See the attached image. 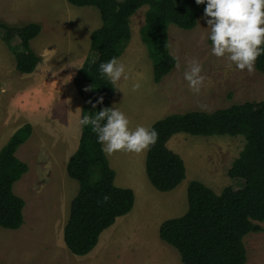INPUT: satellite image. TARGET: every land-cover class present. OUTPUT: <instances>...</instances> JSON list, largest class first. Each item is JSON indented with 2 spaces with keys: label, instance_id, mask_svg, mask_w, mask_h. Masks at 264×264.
I'll use <instances>...</instances> for the list:
<instances>
[{
  "label": "rangeland",
  "instance_id": "obj_1",
  "mask_svg": "<svg viewBox=\"0 0 264 264\" xmlns=\"http://www.w3.org/2000/svg\"><path fill=\"white\" fill-rule=\"evenodd\" d=\"M147 7L141 6L130 17V38L118 57L128 79L119 82L121 89L115 88L110 100L111 106L128 117L130 127L149 128L171 113L212 112L233 103L264 100L263 73L255 67L252 73L229 67L226 57L211 55L204 15L190 30L168 25V47L175 65L155 83L152 60L139 34ZM0 19L12 25H41L39 34L30 41L41 60L29 74L15 68L13 51L21 49L19 39L10 41L11 50L1 39L0 30V149L24 123L32 126L29 137L15 151L28 165L12 186L24 203L23 222L17 229L0 227V251H5L7 258L0 254V264H43L42 256L45 264H182L177 250L159 238L158 227L163 220L186 211V188L191 180L202 182L217 194L226 186L241 187L242 181L231 179L228 169L243 148V136L173 134L166 145L182 158L185 177L169 191H159L149 183L144 169L146 150L105 154L115 172L113 184L132 189L133 206L100 234L88 255H72L63 242L62 230L78 183L66 174L65 167L49 163L47 149L55 127L49 124L61 117L65 97L75 94L72 80L86 57L96 56L89 36L100 26V16L92 6H75L67 0H0ZM192 60L202 65L204 81L199 93L192 92L183 78ZM134 83L139 88L133 90ZM75 96L82 105V97ZM94 169L96 179L98 168ZM254 223L261 230L244 235V264H264V222ZM9 251L14 255L11 260ZM28 256L41 257L33 261Z\"/></svg>",
  "mask_w": 264,
  "mask_h": 264
},
{
  "label": "trees",
  "instance_id": "obj_2",
  "mask_svg": "<svg viewBox=\"0 0 264 264\" xmlns=\"http://www.w3.org/2000/svg\"><path fill=\"white\" fill-rule=\"evenodd\" d=\"M67 1L96 8L101 20L89 36L90 49L96 56L86 57L73 78L83 99L80 114L111 106L115 88L101 79L98 67L101 62L119 57L130 38V17L137 9L148 6L139 34L152 60L153 81L158 83L175 65L168 47V25L190 30L205 7L195 0ZM0 30L9 49L10 41L19 39L21 49L13 51L16 70L32 73L41 57L30 47V41L39 34L41 25H12L0 19ZM254 67L264 74V54L257 56ZM99 96H103V101L92 109L89 101L95 102ZM149 128L155 129L157 139L146 149L144 169L149 183L159 191L172 190L185 177L182 158L166 145L173 134L243 136V148L228 169L231 179L242 181L241 187L226 186L217 194L202 182L191 180L186 188V211L179 217L163 220L158 236L177 250L182 264H244L246 249L242 239L248 232L261 230L255 221L264 222V100L233 103L212 112L171 113ZM31 130L30 123H24L0 149V227L5 229H17L23 222L24 203L12 186L28 165L15 156V151ZM66 173L78 183V189L69 204L63 242L71 253L86 255L93 250L100 234L131 210L134 194L130 188L113 184L115 172L88 126H81L79 143L67 161ZM104 195L109 197L107 201L101 199Z\"/></svg>",
  "mask_w": 264,
  "mask_h": 264
},
{
  "label": "clouds",
  "instance_id": "obj_3",
  "mask_svg": "<svg viewBox=\"0 0 264 264\" xmlns=\"http://www.w3.org/2000/svg\"><path fill=\"white\" fill-rule=\"evenodd\" d=\"M195 3L205 5L203 15L209 29L207 39L211 42V55L226 57L229 67L234 65L236 69L252 73L257 56L264 54V0H195ZM201 71L202 65L192 60L183 72L184 80L194 93H199L204 81ZM98 73L113 88L121 89L119 82L128 79L124 63L116 57L101 62ZM139 86L134 83L132 89ZM102 101L103 96H99L95 102L90 100L89 103L92 109H96ZM201 108L204 110V106ZM78 123L90 127L101 152L108 155L121 150L140 153L157 139L155 129L143 125L130 127L128 117L115 106L80 114ZM108 198L104 195L101 199L107 201Z\"/></svg>",
  "mask_w": 264,
  "mask_h": 264
},
{
  "label": "crops",
  "instance_id": "obj_4",
  "mask_svg": "<svg viewBox=\"0 0 264 264\" xmlns=\"http://www.w3.org/2000/svg\"><path fill=\"white\" fill-rule=\"evenodd\" d=\"M73 87H74V84H73ZM73 91H75V94H78L76 89ZM75 94H73L72 92V95H69L70 97H65L66 101L64 103V106L61 107V110H62L61 117L58 116L59 117L58 119H54V121L51 120L49 124L51 125L52 128L55 126L51 131V134H52L51 136L53 137L52 139L53 141L49 143L50 146H49V149H47L49 153V158H50L49 163L52 166H58L61 169L65 167V172H66L67 161L69 157L76 150L78 143H79V138L81 135V125H79L78 123V116L81 113L82 105L81 104L78 105L79 98L78 96H75ZM58 160H61L60 164L57 163ZM144 167H145V158H144ZM62 234H63V230H62ZM5 253L6 252L4 251V253L2 254V251H0V254L3 257V259H4ZM69 253L73 255V253H71L70 251ZM7 256L11 260V257L13 258L14 256L13 252L9 251ZM29 257L30 258L32 257L33 261H35L36 257H41V256H28V258ZM42 257H43L42 263L45 264L46 263L45 257L44 256ZM6 259L7 258H5L4 260ZM75 259L77 261V257H75ZM68 261H71V260H68ZM78 262L80 263V261ZM72 263L74 262L72 261Z\"/></svg>",
  "mask_w": 264,
  "mask_h": 264
}]
</instances>
